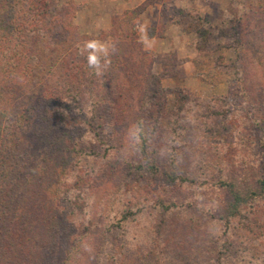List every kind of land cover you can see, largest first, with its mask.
Wrapping results in <instances>:
<instances>
[{
  "label": "rangeland",
  "instance_id": "rangeland-1",
  "mask_svg": "<svg viewBox=\"0 0 264 264\" xmlns=\"http://www.w3.org/2000/svg\"><path fill=\"white\" fill-rule=\"evenodd\" d=\"M72 1L79 34L109 50L110 34L130 11L128 30L143 48L146 37L167 33L169 41L166 55L144 48L163 90L159 113L130 102L114 128L105 107L95 115L84 106L56 111L57 132L73 133L66 146L75 149L54 261L77 243L79 252H94L96 264H264V0ZM177 93L185 98L181 112ZM139 118L155 175L139 169ZM38 141L29 143L37 149ZM165 172L189 175L194 185L167 184ZM225 178L256 192L245 222L236 219L229 230L220 219L228 196L217 184ZM160 199L175 205L164 211Z\"/></svg>",
  "mask_w": 264,
  "mask_h": 264
},
{
  "label": "trees",
  "instance_id": "trees-1",
  "mask_svg": "<svg viewBox=\"0 0 264 264\" xmlns=\"http://www.w3.org/2000/svg\"><path fill=\"white\" fill-rule=\"evenodd\" d=\"M76 11L72 0H0V264L97 262L94 252H79L77 243L65 250L61 263L51 254L61 240L60 199L70 170L67 160L75 149L66 146L73 133L57 132L58 109L71 113L84 106L95 115L99 108H108L114 128L128 114L130 102L140 109L143 105L142 113L162 110L157 101L163 90L152 72L153 59L128 30L135 11L124 15L118 30L110 34V64L103 68L101 58L100 75L88 66L87 52L81 55L90 39L73 24ZM179 95L176 109L181 112L185 98ZM137 120L136 145L144 160L139 169L155 175L149 138L142 119ZM70 123L74 129L75 122ZM112 133L119 141L125 135L117 129ZM32 138L39 140L37 149L29 143ZM77 151L87 157L83 149ZM164 176L172 186L194 185L189 175ZM217 184L228 196L220 219L229 230L234 220L245 222L244 208L256 192L239 190L230 178ZM259 185L264 190V180ZM159 205L168 211L175 204L168 206L160 199Z\"/></svg>",
  "mask_w": 264,
  "mask_h": 264
},
{
  "label": "clouds",
  "instance_id": "clouds-1",
  "mask_svg": "<svg viewBox=\"0 0 264 264\" xmlns=\"http://www.w3.org/2000/svg\"><path fill=\"white\" fill-rule=\"evenodd\" d=\"M81 55L87 52V63L90 68L95 69L96 74L100 75L103 68H106L110 64L109 49L108 47L101 43L99 40H88L80 49ZM103 60V68L101 65V58Z\"/></svg>",
  "mask_w": 264,
  "mask_h": 264
},
{
  "label": "crops",
  "instance_id": "crops-1",
  "mask_svg": "<svg viewBox=\"0 0 264 264\" xmlns=\"http://www.w3.org/2000/svg\"><path fill=\"white\" fill-rule=\"evenodd\" d=\"M137 0H131V4H134L136 3ZM149 27V26H148ZM143 45H144V48L147 49V50H150V51H153L155 54H165L168 53L167 52V48H168V41H169V38H168V34L166 33L165 34V37L162 38V39H156V38H143L141 39ZM171 45V44H170Z\"/></svg>",
  "mask_w": 264,
  "mask_h": 264
}]
</instances>
